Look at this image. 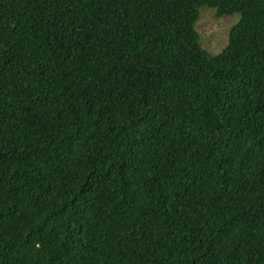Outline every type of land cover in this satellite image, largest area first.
Instances as JSON below:
<instances>
[{
	"label": "trees",
	"instance_id": "16d2710c",
	"mask_svg": "<svg viewBox=\"0 0 264 264\" xmlns=\"http://www.w3.org/2000/svg\"><path fill=\"white\" fill-rule=\"evenodd\" d=\"M0 264H264V0H0Z\"/></svg>",
	"mask_w": 264,
	"mask_h": 264
},
{
	"label": "rangeland",
	"instance_id": "374dc122",
	"mask_svg": "<svg viewBox=\"0 0 264 264\" xmlns=\"http://www.w3.org/2000/svg\"><path fill=\"white\" fill-rule=\"evenodd\" d=\"M239 21V14L235 13L218 18L216 10L203 6L199 9V19L195 25L200 35L201 46L211 55H216L228 43L231 28Z\"/></svg>",
	"mask_w": 264,
	"mask_h": 264
}]
</instances>
